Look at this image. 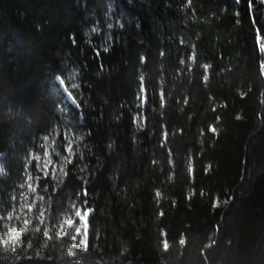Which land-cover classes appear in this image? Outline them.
I'll list each match as a JSON object with an SVG mask.
<instances>
[{"label":"trees","instance_id":"16d2710c","mask_svg":"<svg viewBox=\"0 0 264 264\" xmlns=\"http://www.w3.org/2000/svg\"><path fill=\"white\" fill-rule=\"evenodd\" d=\"M263 41L264 0H0V264H264Z\"/></svg>","mask_w":264,"mask_h":264},{"label":"rangeland","instance_id":"374dc122","mask_svg":"<svg viewBox=\"0 0 264 264\" xmlns=\"http://www.w3.org/2000/svg\"><path fill=\"white\" fill-rule=\"evenodd\" d=\"M261 48L264 57V41L261 43ZM263 71H264V59H263ZM39 157V161H37L38 168L40 171H47L48 169L56 170V165L53 163L52 158L49 157L47 151L43 153H39L36 155ZM35 191V184L28 177L24 178V180L20 183L19 190H18V203H17V211H11L6 216V226L3 228L2 234L5 236H11L14 233V230L17 226V220L22 217L27 211L31 210L34 204L40 202L39 199L36 197H32V193ZM86 214L87 212L84 210L83 212L78 211L77 216L79 217V223L77 224L76 231L83 235L85 238V230H86ZM42 217V213L40 215ZM71 222L64 221L60 226L59 230H63L66 226H70Z\"/></svg>","mask_w":264,"mask_h":264},{"label":"snow or ice","instance_id":"6c2138e0","mask_svg":"<svg viewBox=\"0 0 264 264\" xmlns=\"http://www.w3.org/2000/svg\"><path fill=\"white\" fill-rule=\"evenodd\" d=\"M237 2H239V0H237ZM117 23H119V22H117ZM120 26L122 27V25H120ZM106 27H107L108 29H112V28H113V24H112V23H108V24L106 25ZM92 31H93L94 33H97V34H98V29H97L96 27L92 28ZM111 39H112V38H111L110 36H106V37H105V45L102 46V48L99 49V50L94 49V52H95V55H96L97 58H99V51L102 50V51H104V52H107V51L109 50V48L107 47V44L111 42ZM73 43L75 44V41H74V40H73ZM58 79H60V84H61L62 86H64V85H65V79L60 78V77H58ZM78 87H79V85L76 84V83H72V84H71V88H72V89H76V88H78ZM65 91H66V94H68V89H67V88L65 89ZM69 98H70V99L72 98L71 95L69 96ZM46 138H47V137H46ZM35 159H36L37 161H39V157H35ZM37 164H39V163H37ZM214 205H215V206H219V198H216V200L214 201Z\"/></svg>","mask_w":264,"mask_h":264}]
</instances>
